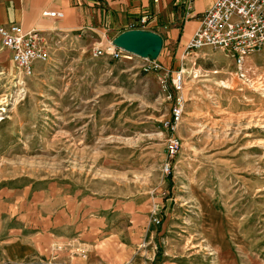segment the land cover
I'll use <instances>...</instances> for the list:
<instances>
[{"label":"rangeland","instance_id":"374dc122","mask_svg":"<svg viewBox=\"0 0 264 264\" xmlns=\"http://www.w3.org/2000/svg\"><path fill=\"white\" fill-rule=\"evenodd\" d=\"M97 45L52 43L27 76L0 42V198L53 182L151 198L154 264H264V48L241 65L220 49L181 50L175 68L172 45L161 78L135 54L95 57ZM0 264L53 262H9L0 247Z\"/></svg>","mask_w":264,"mask_h":264},{"label":"crops","instance_id":"0c3cea01","mask_svg":"<svg viewBox=\"0 0 264 264\" xmlns=\"http://www.w3.org/2000/svg\"><path fill=\"white\" fill-rule=\"evenodd\" d=\"M214 1L0 0V25L39 30L50 45L83 41L105 46L147 15V28L164 39L160 57L167 67H172L168 47L175 46L176 68L183 58L181 50L188 56L197 54L187 46ZM45 11L65 15L51 17ZM7 194L0 198V247L9 262L51 258L53 264H154L156 227L151 211L156 208L151 198L124 200L57 182L30 198V191Z\"/></svg>","mask_w":264,"mask_h":264},{"label":"built area","instance_id":"2783aa9c","mask_svg":"<svg viewBox=\"0 0 264 264\" xmlns=\"http://www.w3.org/2000/svg\"><path fill=\"white\" fill-rule=\"evenodd\" d=\"M44 15L63 18L61 11H45ZM149 17L142 16L130 24L129 29H148ZM2 44L11 53V60L20 72L30 76L35 72V63L48 61L51 57V46L48 37L36 29H25L18 24L0 25ZM204 47L223 50L232 56L238 64H243L246 57L264 48V0H215L204 13L201 24L187 46V50L197 53ZM133 53L118 47L110 41L105 46H97L95 57L111 56L114 59L130 58ZM142 68L146 72H159L161 78L163 66L157 59L143 58ZM175 90L182 91L185 76L182 70L173 75ZM166 88V83H163ZM184 113V104L180 97L173 107L172 128L177 125ZM152 213L155 223H160Z\"/></svg>","mask_w":264,"mask_h":264},{"label":"water","instance_id":"95a60500","mask_svg":"<svg viewBox=\"0 0 264 264\" xmlns=\"http://www.w3.org/2000/svg\"><path fill=\"white\" fill-rule=\"evenodd\" d=\"M113 43L142 58L157 59L164 46L163 37L150 29H127Z\"/></svg>","mask_w":264,"mask_h":264}]
</instances>
